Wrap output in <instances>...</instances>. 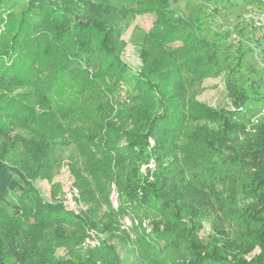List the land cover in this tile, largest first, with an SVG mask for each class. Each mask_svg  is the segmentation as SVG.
<instances>
[{"label": "trees", "instance_id": "1", "mask_svg": "<svg viewBox=\"0 0 264 264\" xmlns=\"http://www.w3.org/2000/svg\"><path fill=\"white\" fill-rule=\"evenodd\" d=\"M172 1L147 0L135 10L140 16L162 15L145 35L162 49L161 56H171L170 65L165 67L164 60L140 49L139 65L132 70L121 56L127 14L95 10L83 22L80 11L106 8L105 4L0 0L11 13L18 9L12 14L15 24L10 28L16 29L11 46L0 54V61L15 55L18 64L0 72V87L22 85L14 79L23 73L17 51L42 23L48 32L39 34L43 43L36 56L48 47L62 51L67 59L92 51L93 93L76 91L64 103L85 122L83 138L92 153L88 164L103 168L107 184L99 193L108 208L95 217L100 200L84 185L78 198L93 205L83 211L50 205L39 197L32 181L38 168H48L49 139L33 171L0 146V205L12 214L10 223L0 226V264H126L120 247L132 254L135 264H264V123L258 120L254 135L247 131L264 106V69L252 64L250 47L230 42L235 30L218 34L208 28L202 10L184 16ZM183 72L201 81L217 80L232 105L199 107L193 114ZM126 88L130 91L123 93L120 108L108 101L93 106L86 98L99 90ZM25 114L21 106L0 104V136L17 126L27 128L21 117ZM18 116L19 120L14 118ZM200 121L214 127L187 126ZM149 161L153 171H141ZM110 185L119 198L116 211L107 200ZM32 197L38 204L30 226L22 230L17 219ZM128 210L138 226L125 229L119 219ZM204 222L211 229L205 240L200 236ZM224 225L235 228L233 237L225 233ZM90 236L99 241L98 247H84ZM62 246L68 247L65 260H58L55 251Z\"/></svg>", "mask_w": 264, "mask_h": 264}, {"label": "rangeland", "instance_id": "2", "mask_svg": "<svg viewBox=\"0 0 264 264\" xmlns=\"http://www.w3.org/2000/svg\"><path fill=\"white\" fill-rule=\"evenodd\" d=\"M58 1L67 6H72L73 4H84L86 6L88 1L94 5L105 4L106 8L93 7V11L86 9L85 13L80 11L83 22L89 19L88 17L92 16L95 10L102 13L120 11L123 14H127L128 16L123 23L126 24V27L121 37L124 43L121 56L132 70H137L139 65L140 49L149 51L154 58L159 57L164 60L163 64L165 67L170 65L171 56H161L162 49L145 35L147 30L162 15L159 13L145 16L135 14L138 6L145 4L147 0ZM172 6L175 10L182 12L184 16L191 11L202 10L206 15L208 28L218 34L235 30L230 42L234 46L250 47L253 50L251 54L252 64L260 70L264 69V0L260 2L252 0H173ZM11 12L12 10L7 5L0 4V54L10 48V37L14 35L16 29L15 27L10 28V26L15 24L12 14H16L18 9L14 13ZM42 24L45 25L40 26L37 29V34L32 38L29 37L21 45L19 49L21 51H17L20 54V68H22L23 73L19 76L20 78L16 77L14 79L19 80L22 85L19 84L20 86L13 88L2 83L0 87V104L3 106L9 104L11 108L13 105L21 106L26 113L21 117H23L24 121H27L28 127L18 128L17 126V128L14 127L15 129L9 135L0 136V146L5 148L6 153L10 157L14 158V160H21L26 167L30 168V171H33L35 166L38 165L35 160H37L45 141L49 139L51 144L48 145L49 149L47 150L48 168H38L37 175L32 181L39 197L50 205H62L67 210L75 212L83 211L93 204L90 201H82L81 197L68 204L64 201V195L70 189H75L79 193L84 192L85 186L86 189H91L98 200H100L97 206V214H95V217L99 218L108 209L107 206L103 205V197L99 193V189L107 184L102 177L104 171H102L103 168L101 166L88 164L92 153L87 151V145L83 138L85 122L81 118L79 120L76 111L71 112L66 109L65 107L69 104L66 106V102L64 103V99L76 91L93 93L90 89L93 88L94 82L89 78L95 72V67H93L95 61L92 59L91 50H88L86 54L77 59L71 56L67 59L66 56H62V51L48 47L49 49L46 53L42 52L41 56H36L41 52L42 48L38 45L43 43L40 42L43 36L39 34L42 33L43 35V31L48 32V25L46 23ZM3 39H5V42ZM26 42L29 43L27 44ZM21 43L19 42V44ZM34 48L39 50L34 51ZM42 51H45V49H42ZM89 58L91 60L88 62ZM16 60L15 55H12L11 58L2 56L0 72L4 68L10 67V65H14L13 62H16ZM183 79L186 82L187 98L193 114H196V111L197 113L199 112V107L217 108L220 106L230 107L232 105L231 100L224 94L222 84L218 83L217 80L205 79L201 81L189 77L184 72ZM99 91L100 93L86 96V98L88 97L87 99L91 100L89 102L93 106L99 103L105 104L108 101L113 107L120 108L124 100L123 93L130 90L126 88L122 91L114 90L111 93ZM21 117L14 118L19 120ZM258 120L264 123V106L247 126L248 133L255 134L256 129L254 126L258 124ZM187 126L188 128L204 126L212 129L214 124L208 121H200L192 122ZM181 135L186 136L184 134ZM179 143L183 145L184 139H180ZM146 168L153 171V161H149L146 166L141 168V171H145ZM94 174L96 177H94ZM79 182L80 184H78ZM111 188V185L108 186V194H106L108 203L114 209L110 201ZM33 199H28L24 206L23 216L21 219H17L19 228L22 230H26L32 222L31 214L35 212V207L38 204ZM116 203L118 206L119 198L116 199ZM224 208L225 213L231 211L228 204ZM114 210L116 211L117 208ZM128 212L129 214L121 216L119 224L123 222L124 225H128V222H131L130 219H134L137 225L131 224V226H138V220L135 215L130 213L129 210ZM11 218V212L1 210L0 205V226L10 223ZM102 220L104 221V219ZM224 229L230 238L236 233L235 228L231 226L224 225ZM210 231V223L204 222L203 230L200 233L203 240L206 239L207 233H210ZM114 243L117 244L116 241ZM67 248V246H62L56 249L55 258L65 260ZM119 254L122 258L128 260L126 264H135L132 254L122 247L119 248ZM72 261L76 263V261Z\"/></svg>", "mask_w": 264, "mask_h": 264}, {"label": "built area", "instance_id": "3", "mask_svg": "<svg viewBox=\"0 0 264 264\" xmlns=\"http://www.w3.org/2000/svg\"><path fill=\"white\" fill-rule=\"evenodd\" d=\"M78 194L79 192L75 189H70L68 192H66V194L64 195V201L65 203H70L73 201V199L78 198ZM118 198V194L117 191L114 187L111 188V192H110V201L112 206L114 207V209L117 208V203H116V199ZM130 223L128 222V225H124L123 227L125 229L132 227L131 224H135L137 225V222L134 219H130ZM124 224V223H123ZM143 227H145V224H143ZM99 246V241H97L96 239H94L92 236L87 237L84 240V247L89 248V249H94L96 247Z\"/></svg>", "mask_w": 264, "mask_h": 264}]
</instances>
